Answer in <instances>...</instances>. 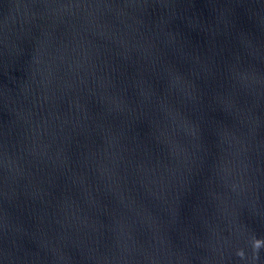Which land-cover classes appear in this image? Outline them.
<instances>
[{
  "label": "water",
  "instance_id": "95a60500",
  "mask_svg": "<svg viewBox=\"0 0 264 264\" xmlns=\"http://www.w3.org/2000/svg\"><path fill=\"white\" fill-rule=\"evenodd\" d=\"M0 264H264V0H0Z\"/></svg>",
  "mask_w": 264,
  "mask_h": 264
}]
</instances>
